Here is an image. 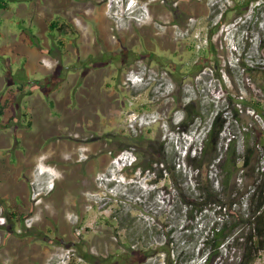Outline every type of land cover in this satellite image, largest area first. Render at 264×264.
<instances>
[{
  "label": "rangeland",
  "instance_id": "374dc122",
  "mask_svg": "<svg viewBox=\"0 0 264 264\" xmlns=\"http://www.w3.org/2000/svg\"><path fill=\"white\" fill-rule=\"evenodd\" d=\"M2 2L0 190L7 179L23 185L25 208L0 192V248L11 251L0 264H105L127 243L146 248V264H164L169 251L184 261L207 220L181 206L193 183L187 152L199 151L217 114L222 144L246 123L264 128L252 109L264 91L245 74L264 64V0ZM115 155H135L136 166L119 172ZM20 160L32 174L16 180ZM61 163L70 179L50 192ZM92 166L103 179L78 181Z\"/></svg>",
  "mask_w": 264,
  "mask_h": 264
},
{
  "label": "trees",
  "instance_id": "16d2710c",
  "mask_svg": "<svg viewBox=\"0 0 264 264\" xmlns=\"http://www.w3.org/2000/svg\"><path fill=\"white\" fill-rule=\"evenodd\" d=\"M56 26L55 21L49 24L50 30ZM245 74L264 91V64L245 66ZM34 85L42 84L36 80ZM252 109L264 122V105L260 99L254 100ZM3 113L4 105L0 104V127H5L1 120ZM248 124L239 135L228 137L222 144L224 121L217 114L199 151L194 156L191 150L187 152L193 183L183 187L181 206L188 219L206 216L207 220L198 246L187 258L173 259L169 251L164 264H254L261 257L264 252V128L256 121L251 126ZM168 170L173 177L174 165ZM125 247L118 260L119 255H113L103 262L146 264L149 256L146 248L134 249L128 243Z\"/></svg>",
  "mask_w": 264,
  "mask_h": 264
},
{
  "label": "crops",
  "instance_id": "0c3cea01",
  "mask_svg": "<svg viewBox=\"0 0 264 264\" xmlns=\"http://www.w3.org/2000/svg\"><path fill=\"white\" fill-rule=\"evenodd\" d=\"M11 1V0H10ZM37 5L39 6V4L37 3V2H35L34 1V3H33V7L34 8H36V16L34 17V22L36 23V20L38 19H41V10H40V8L39 9H37ZM10 6H9V4L8 3H4V2H2V3H0V11L1 10H5V9H8ZM54 152V147L53 146H51L50 147V149L48 150V152ZM15 152L17 153V152H19L18 150H15ZM21 152V151H20ZM41 159H42V157H41ZM25 162V163H24ZM28 163L24 160H20L19 162H18V170H17V177H15V178H13V179H16V180H20L21 178H20V176H22V175H24L25 174V176H28V175H30V174H32V173H30V169L29 168H26V165H27ZM41 167H43L42 165H41ZM40 170H41V168H40ZM49 169H46V171H48ZM43 171H45V170H41V172H43ZM40 172V173H41ZM78 177V176H77ZM8 181H9V179H7V182H4V187L2 186V191L0 190V192H5V195H7V196H12V197H14L16 200H20V199H22L23 197H24V186L22 185V186H14L13 184L14 183H8ZM14 181V180H13ZM14 186V187H13ZM50 187H51V185H50ZM10 190H12V192L11 193H9V191ZM50 192H53V189L52 190H50ZM41 192H39L38 194H40ZM23 200V199H22ZM10 211V210H9ZM65 215V214H64ZM63 215V216H64ZM65 217V216H64ZM5 245H6V247H5ZM1 250H0V252L2 251L3 253L0 255V262L2 263L3 261V258L5 257V255H10V253H11V251H10V244L9 243H6V244H4V246H2L1 248H0ZM11 257H12V254H11ZM19 257H21V256H18V255H13V258H14V260H17V259H19ZM19 263L20 264H22V262H21V259L19 260Z\"/></svg>",
  "mask_w": 264,
  "mask_h": 264
},
{
  "label": "flooded vegetation",
  "instance_id": "af4514ba",
  "mask_svg": "<svg viewBox=\"0 0 264 264\" xmlns=\"http://www.w3.org/2000/svg\"><path fill=\"white\" fill-rule=\"evenodd\" d=\"M75 68H78V66L75 64ZM100 137L101 136H99L98 137V140L99 141H95V142H97V144L98 145H100V143H101V141H100ZM100 148V147H99ZM85 157H86V159L88 158V156L87 155H85ZM60 162L62 161L61 159H58ZM87 164V163H86ZM95 166V165H94ZM57 169H59L60 171H61V173H60V177L59 178H57L55 181H54V183H53V186H52V189H53V191L54 190H56V191H59V192H61V189H63V186H62V183H68V181H69V176H68V174H67V169H68V166H67V164L66 163H61L58 167H57ZM83 171V170H82ZM85 175V176H84ZM83 177V178H82ZM84 177H86V178H89V180H90V178H91V180H90V182L92 183L93 182V178L95 177V179L96 178H99L100 177V168H95V167H93L92 166V168L90 169V168H86L85 169V171L83 172V175L81 174V175H78V177H77V180L78 181H81V183L83 182V179H84ZM78 184H80L79 182H78ZM98 185H100L99 184V182H98ZM93 194H101L100 193V191H93L92 192ZM81 194H84V192H81ZM76 196H78V194H76ZM89 198H85V200H88ZM20 206L21 207H23V208H25V205H24V203H22V202H24L22 199H20ZM61 204V203H60ZM59 204V205H60ZM78 205H79V203H77ZM80 208H81V205H80ZM76 209V208H75ZM76 211L78 212V211H80V209L78 208V209H76ZM66 214V213H65ZM82 214V213H81ZM81 221H82V217H81Z\"/></svg>",
  "mask_w": 264,
  "mask_h": 264
},
{
  "label": "clouds",
  "instance_id": "9594fccd",
  "mask_svg": "<svg viewBox=\"0 0 264 264\" xmlns=\"http://www.w3.org/2000/svg\"><path fill=\"white\" fill-rule=\"evenodd\" d=\"M138 74H143V76L146 77V80H147V73L146 72H144V71H137V76H138ZM136 161H137V159H136V157L134 155L132 157L131 161H129L128 163L126 162V164H127L128 167H134V166H136V163H137ZM111 173L113 174V176L109 177L108 181L109 182H116V183L119 182L115 178V175L116 174L114 173V171H111ZM119 176H120V178H122V173L121 174L119 173ZM122 183H125V181L123 180Z\"/></svg>",
  "mask_w": 264,
  "mask_h": 264
},
{
  "label": "built area",
  "instance_id": "2783aa9c",
  "mask_svg": "<svg viewBox=\"0 0 264 264\" xmlns=\"http://www.w3.org/2000/svg\"><path fill=\"white\" fill-rule=\"evenodd\" d=\"M139 124H141V122H139ZM121 157L122 156H120V155H115L114 156V159H112V163H115L116 164V167L117 168H121L122 166H123V164H122V162H121ZM120 159V160H119ZM103 174H105L104 172H103ZM103 179V175H100V177L98 178V179ZM100 184V183H99ZM32 221H33V217H31V218H27L26 219V226L27 227H30V226H32Z\"/></svg>",
  "mask_w": 264,
  "mask_h": 264
},
{
  "label": "bare ground",
  "instance_id": "6f19581e",
  "mask_svg": "<svg viewBox=\"0 0 264 264\" xmlns=\"http://www.w3.org/2000/svg\"><path fill=\"white\" fill-rule=\"evenodd\" d=\"M126 162H127V161H125V160L122 161V164H123L124 167L127 165ZM123 166H122L121 168H118V169L120 170L119 172H121V171L123 170V168H124ZM111 176H113L112 173H110V176H108V179H109V177H111ZM115 178H116L117 181L120 180V179L117 177V175H115Z\"/></svg>",
  "mask_w": 264,
  "mask_h": 264
}]
</instances>
